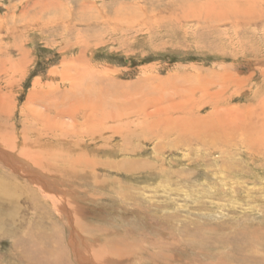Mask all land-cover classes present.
<instances>
[{
	"label": "rangeland",
	"instance_id": "rangeland-1",
	"mask_svg": "<svg viewBox=\"0 0 264 264\" xmlns=\"http://www.w3.org/2000/svg\"><path fill=\"white\" fill-rule=\"evenodd\" d=\"M247 137L264 141V0H0V264L80 263L34 166L81 217L82 264H264ZM120 239L124 260L102 254Z\"/></svg>",
	"mask_w": 264,
	"mask_h": 264
},
{
	"label": "bare ground",
	"instance_id": "bare-ground-1",
	"mask_svg": "<svg viewBox=\"0 0 264 264\" xmlns=\"http://www.w3.org/2000/svg\"><path fill=\"white\" fill-rule=\"evenodd\" d=\"M174 94V93H173ZM178 97V96H177ZM173 113V112H172ZM62 115V114H61ZM59 116V115H58ZM191 120H193V119H191ZM186 121V120H185ZM221 122V121H220ZM176 124V123H175ZM173 125V126H179V123L177 124V125ZM44 125V124H43ZM207 125H208V122H207ZM105 127L107 126V125H104ZM209 126V125H208ZM216 127V126H215ZM184 130H182V131H184V132H181V129H182V127L181 128H179V127H173V128H170V131L171 132H176V131H179V133L180 134H178L179 135V138H181V140L182 139H184L183 137H186L187 138V136H185V135H182V134H185V132H188V127H187V125H185L184 127ZM44 129V128H43ZM206 130L208 131V129L207 128H205L204 130H201V128H199V130H198V133H197V138L198 139H200V140H198V139H196V143H198V142H200V143H203V145L204 144H208L209 146H211V145H213L214 143V141L215 140H213V141H209V139H204V133H206ZM46 131V130H45ZM96 131V130H95ZM41 132V131H40ZM92 132V131H91ZM46 134H47V131L45 132ZM177 133V132H176ZM35 134V133H34ZM37 134V133H36ZM43 134V133H42ZM245 133H243V135H244ZM91 135V134H90ZM196 135V134H195ZM36 137H38V135L36 136ZM42 137V136H41ZM87 137V136H86ZM243 137V136H242ZM26 138V137H25ZM43 138V137H42ZM203 138V139H202ZM212 138V137H211ZM248 138L249 137H247V138H239V143L240 144H242V145H244V146H242L243 148H245V149H248V150H253V149H255V146L257 145H259V146H261V145H263V142L264 141H254V144H252L249 140H248ZM230 139V138H229ZM228 138H225V137H223V136H221V140L222 141H224L225 142V146H231L232 145V143H231V141L229 140ZM236 139V138H235ZM41 140V139H40ZM45 140V139H44ZM88 140V139H87ZM37 141H38V139H37ZM198 141V142H197ZM29 142V141H28ZM54 142V141H53ZM57 142V141H56ZM252 142H253V140H252ZM47 143V142H46ZM83 143V142H82ZM85 143V142H84ZM90 143V142H89ZM186 143V142H185ZM262 143V144H261ZM27 144V143H26ZM25 144V145H26ZM32 144V143H31ZM64 144H66V143H64ZM74 144V143H73ZM189 143H187V145H188ZM42 144H40V146H41ZM43 145H44V143H43ZM71 145V144H70ZM79 145V144H78ZM77 145V146H78ZM207 145V146H208ZM29 146H31L30 144H29ZM205 146V145H204ZM39 147V146H38ZM75 147V146H74ZM84 147V146H83ZM89 147V146H88ZM96 147V146H95ZM30 148V147H29ZM32 148V147H31ZM76 148V147H75ZM94 148V147H93ZM241 148V147H240ZM243 148H241V149H243ZM28 149V148H27ZM72 149H73V146H72ZM243 150L244 151V153H245V151L246 150ZM35 150H36V148H35ZM66 150H68V149H66ZM70 150H71V148H70ZM95 150V149H94ZM112 150V149H111ZM122 150V149H121ZM29 151V150H28ZM98 151V150H97ZM44 152V151H43ZM108 152H109V150H108ZM248 152V151H247ZM251 151H249V153H250ZM27 153H29V152H27ZM60 153H61V151H60ZM110 153V152H109ZM39 154V153H38ZM48 154V153H47ZM59 154V153H58ZM67 154V153H66ZM112 154V153H111ZM4 155H6L5 153H4ZM49 155V154H48ZM79 155V154H78ZM78 155H77V157H75V159L74 160H76V162H78V161H81V156L80 157H78ZM11 156V155H10ZM66 157L67 158H69V156H67L66 155ZM93 157V156H92ZM91 157V158H92ZM3 158V157H2ZM25 158V157H24ZM34 158V157H33ZM73 158V157H72ZM26 159V158H25ZM28 159V158H27ZM36 159V158H35ZM70 159V158H69ZM19 160H20V158H19ZM39 160L40 161H42V160H45L44 159V157H42V156H39ZM89 160V159H88ZM99 160V159H98ZM109 160V159H108ZM15 161H16V159H15ZM87 161V159H85V162ZM91 161H93V162H95V160H91ZM99 161H101V160H99ZM124 161V160H123ZM122 161V162H123ZM32 162V161H31ZM37 162V161H36ZM45 164H50V166H52L53 168H55L56 166H57V162L56 161H50V162H47V161H43ZM60 162V161H59ZM105 162V161H104ZM112 162V161H111ZM11 163V162H10ZM38 163H40V162H38ZM37 163V164H38ZM110 163V162H109ZM132 163V162H131ZM58 164H61V163H58ZM98 164V163H97ZM106 164H108V162L106 163ZM113 164V163H112ZM124 164V163H123ZM127 165H130V164H128V163H126ZM32 165H35V164H32ZM85 165H86V169H88V167L89 168H91L90 167V164H89V162H86L85 163ZM110 165V164H109ZM134 165V164H133ZM214 165H216V164H214ZM213 165V166H214ZM103 166H106L105 164L103 165ZM112 166V165H111ZM35 167V166H34ZM34 167H32L31 168V170H29L28 172H26L25 173V175L27 176V178H28V181L29 180H31V182L33 183V185L35 186V187H38V188H40V191L41 192H43V198L47 201V202H49L50 203V205L53 207V208H55V209H62V216H63V219L64 218H66L67 220H68V222L66 223V227H68V236H69V239H70V244L68 245V250H69V253L71 254V257L73 256V257H75V259H76V261H79L80 263L79 264H82L81 263V261H80V259L82 260V258H85V253H83V252H80L81 251V247H82V245H85V243H86V241H85V243H84V239H83V236H82V234L76 229V226H75V223H76V220L77 219H79V218H81V217H79V215H77V217H75L74 216V214L76 213V211H77V209H70V208H68V210H67V208L65 207L66 205H65V201H64V198L62 197V195L61 194H57V189L56 188H54V190L53 189H51V190H48L49 189V187L50 186H52V185H50V181H49V174L47 175V170H45V174H44V172H41L39 169L40 168H34ZM69 168V171H72L73 170V167H72V170H70L71 168V166H69V165H66L65 166V168ZM117 167V166H116ZM118 169H120V168H122L123 167V169H125L126 167H127V169H131V167H128V166H122V165H120V164H118ZM64 168V167H63ZM42 170V169H41ZM57 170H58V168H57ZM78 170H80V169H78ZM90 170V169H89ZM92 170H94V168H92ZM219 170V169H218ZM61 171V170H60ZM75 171H77V170H74V172ZM84 171L86 172V170L84 169ZM220 171V170H219ZM222 171H220L219 173H221ZM227 172V171H226ZM33 173H36V174H34L33 175ZM211 174V173H210ZM90 175H92V174H90ZM36 176V177H35ZM59 176V175H58ZM61 176V175H60ZM218 176V175H217ZM230 176V175H229ZM220 177V176H219ZM236 177H238V176H236ZM26 178V179H27ZM48 179V180H47ZM92 179V178H91ZM208 179V178H207ZM225 179V178H224ZM232 179V178H231ZM58 180V179H57ZM92 180H94V178L92 179ZM131 180V179H130ZM219 180V179H218ZM221 181L220 182H222V184L221 185H223V184H226L224 181H223V179H222V177H221V179H220ZM20 181V180H19ZM129 181V180H128ZM236 181V180H235ZM21 182V181H20ZM215 182V181H214ZM227 182V181H226ZM31 183V184H32ZM58 183H59V181H58ZM58 185V184H57ZM227 185V184H226ZM1 186V185H0ZM56 187V186H55ZM62 187V186H61ZM157 187V186H156ZM227 188H228V186H227ZM230 189V188H229ZM162 190V189H161ZM26 191V190H25ZM63 191V190H62ZM62 191H59V193L60 192H62ZM65 191V190H64ZM232 192V191H231ZM2 193H3V191H2ZM1 193V194H2ZM64 193V192H63ZM62 193V194H63ZM57 194V195H56ZM4 195V194H3ZM2 195V196H3ZM27 195V194H26ZM27 197V196H26ZM2 198V197H1ZM4 198H6V196H4ZM42 198V199H43ZM195 198V197H194ZM96 199V198H95ZM8 200V199H7ZM3 201H5V200H3ZM91 201V200H90ZM96 201V200H95ZM21 202V201H20ZM92 202V201H91ZM19 203V202H18ZM131 203V202H130ZM13 204V203H12ZM9 206V205H8ZM11 206V205H10ZM127 211H129V210H127ZM133 216V215H132ZM74 217V218H73ZM134 217V216H133ZM66 220V221H67ZM42 226V225H41ZM74 226V227H73ZM82 227V226H81ZM80 229V228H79ZM89 230V229H88ZM34 232V231H33ZM241 232V231H240ZM246 232V231H245ZM245 232L243 231V234H245ZM44 233V232H43ZM249 233H251V232H249ZM76 234V235H75ZM32 235V234H31ZM100 235V234H99ZM242 235V234H241ZM26 239V238H25ZM29 239H30V237H29ZM89 239H91V238H89ZM125 239V238H124ZM99 240V239H98ZM121 240V241H120ZM120 240H115V241H113V243H110V246H109V248H104V249H102L104 252L102 253V254H107L108 255V259H110V258H112V257H117V258H119V260H124V256H125V254H127V253H129L130 252V250H128V249H126L125 247L124 248H122L121 247V242H122V239H120ZM223 240V239H222ZM30 242V241H29ZM112 242V241H111ZM127 242V241H126ZM222 242V241H221ZM123 243V242H122ZM123 245H125V244H123ZM130 245V244H129ZM71 247V248H70ZM63 249L64 248H60V250L58 249V248H56V250H55V254L54 253H52L51 254V257H50V259H49V261H47V262H44L43 260H41L39 257L41 256L38 252H37V254H36V256L35 257H33L32 255L28 258V260H30L31 261V264L32 263H35V264H49V263H54V264H66V259H70V258H68V256L64 253V251H63ZM90 249V248H89ZM83 251V250H82ZM87 252H88V250H87ZM86 252V253H87ZM97 252H99V251H97ZM97 252H96V254H97ZM66 253H68V251H66ZM79 253H82V255L81 254H79ZM89 253V252H88ZM99 253H101V252H99ZM90 254V253H89ZM93 255V257L94 258H101V257H99V256H97V255ZM67 256V257H66ZM84 256V257H83ZM42 257V256H41ZM15 258V257H14ZM214 258V257H213ZM220 260V259H219ZM219 260L216 262V261H214L212 264H223V261L221 262H219ZM22 262V261H21ZM259 262H261V261H259ZM263 263V262H262ZM69 264V263H68ZM90 264H93V263H91L90 262ZM224 264H229L228 262L227 263H224ZM231 264V263H230Z\"/></svg>",
	"mask_w": 264,
	"mask_h": 264
}]
</instances>
